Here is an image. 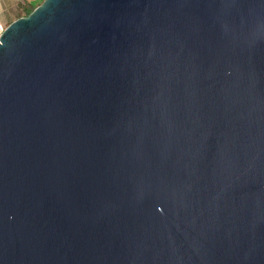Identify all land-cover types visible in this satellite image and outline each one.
<instances>
[{"label":"water","instance_id":"1","mask_svg":"<svg viewBox=\"0 0 264 264\" xmlns=\"http://www.w3.org/2000/svg\"><path fill=\"white\" fill-rule=\"evenodd\" d=\"M0 264H264V0H43L8 25Z\"/></svg>","mask_w":264,"mask_h":264},{"label":"crops","instance_id":"2","mask_svg":"<svg viewBox=\"0 0 264 264\" xmlns=\"http://www.w3.org/2000/svg\"><path fill=\"white\" fill-rule=\"evenodd\" d=\"M39 0H0V25L8 26Z\"/></svg>","mask_w":264,"mask_h":264},{"label":"rangeland","instance_id":"3","mask_svg":"<svg viewBox=\"0 0 264 264\" xmlns=\"http://www.w3.org/2000/svg\"><path fill=\"white\" fill-rule=\"evenodd\" d=\"M43 2V0H39L34 6H32V7H30V8H28V9H26L25 11H23L22 13H21V17H26V14L28 13V12H32L37 6H39L41 3ZM20 17V18H21Z\"/></svg>","mask_w":264,"mask_h":264},{"label":"built area","instance_id":"4","mask_svg":"<svg viewBox=\"0 0 264 264\" xmlns=\"http://www.w3.org/2000/svg\"><path fill=\"white\" fill-rule=\"evenodd\" d=\"M6 26L0 25V36L3 34Z\"/></svg>","mask_w":264,"mask_h":264},{"label":"trees","instance_id":"5","mask_svg":"<svg viewBox=\"0 0 264 264\" xmlns=\"http://www.w3.org/2000/svg\"><path fill=\"white\" fill-rule=\"evenodd\" d=\"M30 13H31V12H28V13L26 14V16H28Z\"/></svg>","mask_w":264,"mask_h":264}]
</instances>
